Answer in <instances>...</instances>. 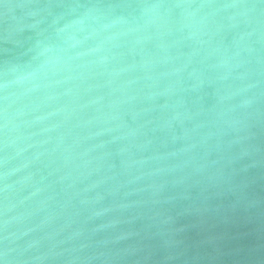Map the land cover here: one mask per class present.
I'll return each instance as SVG.
<instances>
[{"label":"water","instance_id":"obj_1","mask_svg":"<svg viewBox=\"0 0 264 264\" xmlns=\"http://www.w3.org/2000/svg\"><path fill=\"white\" fill-rule=\"evenodd\" d=\"M0 264H264V0H0Z\"/></svg>","mask_w":264,"mask_h":264}]
</instances>
